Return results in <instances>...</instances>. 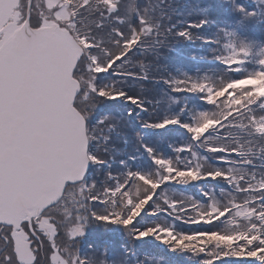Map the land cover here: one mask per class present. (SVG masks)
Here are the masks:
<instances>
[{
	"label": "snow or ice",
	"instance_id": "snow-or-ice-1",
	"mask_svg": "<svg viewBox=\"0 0 264 264\" xmlns=\"http://www.w3.org/2000/svg\"><path fill=\"white\" fill-rule=\"evenodd\" d=\"M166 2L167 0H156L153 4V0H113L115 7L111 8L103 0H98L95 6L93 0H88L87 3L84 0H71L67 5H64V0H59L55 7H49L48 0H19L16 11L20 18L16 21V26L24 25L27 21L20 31L12 27V17L0 15V264H61V261L63 264H128L127 255L110 259L107 252L98 248L82 253L85 233L93 224L120 226L133 247L134 242L152 238L164 244L170 252L177 251L174 245H168L149 232L147 223L139 226V221L146 219V216L158 215L154 202L161 186L131 223L125 224L124 221L132 214L135 203L125 204L120 197L133 187L134 181L129 177L134 170L123 167L116 172H105L99 180L90 179L91 165H103L107 160L114 159L113 156L105 159L109 148L115 147L110 144L113 134H122L127 129V122L123 117L107 115L95 123L92 118L97 106L104 100L123 99L140 111L148 112L147 104L151 101L146 102L141 95L136 94V87L137 82L149 79L151 68L137 64V61L151 60L153 49L163 39L172 38L171 34L187 41H193L195 37L202 44L214 47L215 33L220 30L222 14L249 15L255 19L257 7L264 12V0H254L255 6L252 8L247 7L244 0H182L177 6L168 4L165 8L163 6ZM133 5L134 10L130 11ZM62 7H66L71 13L66 23L56 19V14ZM86 14L93 19L98 18L94 25L96 33L91 28L87 32H81L80 22ZM46 20L55 21L68 36L84 39L89 45L74 66H71L70 56L66 57L64 65L65 77L68 67H71V76L79 83V88L71 99V107L79 113L86 129L87 163L80 179L64 181L59 198L48 203L38 216L33 217L30 214L32 205L43 195L39 187L41 182L51 179L58 185L65 174L57 170L49 177L46 170V161L56 153L60 141V132L54 118H44L38 98V73L46 36L37 34L35 30L40 29ZM106 21H111V26H106ZM258 23L264 25V20ZM55 39L65 44L68 41L63 34H58ZM133 40L135 43L128 47ZM108 45L111 48L104 51ZM68 47L71 48V45ZM112 48L117 51L112 52ZM93 58L96 64H101L103 71H94L96 65L93 64ZM243 63L245 61L238 57L236 64L226 63V67L238 71L239 64ZM100 74L108 75L106 83ZM168 83L171 84V81ZM140 91L143 92V89ZM173 92L188 93L186 89H173ZM199 95L208 104L207 94L201 92ZM256 106L264 109V98L258 100ZM63 107L64 119L71 123V114L66 110V97ZM128 115L131 116L132 112L129 111ZM228 119L231 120L232 117ZM226 124L227 121H222L217 128ZM169 125H179L186 130L191 126L185 125L179 117L174 118L171 124H166L161 119L143 121L141 126L151 129H161L163 126L165 129ZM210 130L213 129L206 131L202 137L207 139L206 134ZM93 142L95 150L90 149ZM141 146L146 152L152 153L149 146ZM100 151L105 153L104 157L97 154ZM215 153L219 157L225 151ZM229 154L236 155L235 152ZM123 163L121 161L122 165ZM122 175L127 180L126 183L121 180ZM252 175L255 176V173ZM257 179L264 181V176ZM117 189L119 193L114 195ZM205 196L207 198L208 194L205 193ZM256 203L264 206V196ZM122 208L124 211H119ZM229 215L231 213H226L225 217L213 222L207 230L211 231L216 223H223ZM117 216L120 217L119 220L116 219ZM40 217L48 219L55 229L53 234H48L41 228ZM12 218L19 219V230L27 236L28 248L31 250V256L27 260H22L17 253L13 233L18 229L8 222ZM254 222L261 228L260 240H264V224L259 220ZM259 247H264V244L258 240L249 246L248 251ZM195 254L193 251V255ZM201 255L208 257V249ZM261 255L264 256V253ZM56 256L60 260H54ZM225 258L252 260L256 264H264V260L250 256H218L208 260L207 264H218Z\"/></svg>",
	"mask_w": 264,
	"mask_h": 264
},
{
	"label": "trees",
	"instance_id": "trees-1",
	"mask_svg": "<svg viewBox=\"0 0 264 264\" xmlns=\"http://www.w3.org/2000/svg\"><path fill=\"white\" fill-rule=\"evenodd\" d=\"M56 1L57 3L59 2V0ZM70 2L71 0H64V5H67ZM87 2L88 0H84V3ZM97 2L98 0H93V6H95ZM155 2L156 0H153V4H155ZM181 2L182 0H167L166 4L163 7L167 8L168 4L177 6ZM103 3L107 4L111 8L115 7L113 0H103ZM244 3L249 8L255 6L254 0H244ZM239 7L240 6H237V8ZM64 9V13L62 15H59L57 18V20H61V23H66L69 15L71 14L66 7H64ZM131 10H134V5L130 9V11ZM158 13L159 9H157V14ZM260 17H263L261 19H264V14L261 11L257 13L255 19L260 21ZM96 19H93L91 16L86 14L84 20L80 22L82 25L80 29L81 32H87L89 28H91L92 32L96 33V29L94 27ZM245 21H247V25H255L253 22L254 19L250 18L249 15L228 16L227 14H222V23L220 25V30L215 33V37L219 38L224 35V37L228 39L227 31L233 28L235 24H238V26H242L239 24ZM164 23L166 25L167 21L165 20ZM105 24L106 26H111V21H106ZM171 37L172 38L163 39L161 44L157 45L153 49L151 60L141 59L140 61H137V64H144L146 66H150L151 68L149 79L147 81L137 82L136 87V94L141 95L146 102L151 101V103L147 104L148 112L139 111L136 106L129 104L123 99L104 100L97 106L92 118L93 123H95L96 120H99L100 118L107 115L123 117L127 122V129L124 133L113 134L110 144L114 145L115 147L114 149L110 147L107 157H105V159H107L108 157L113 156L114 159H118L115 162V165H117L121 161H123L124 163L123 165L118 166L110 165L109 168L105 167L101 170H98L96 166L92 165L89 169V172L91 174L90 179L99 180L107 171L116 172L122 170L123 167L128 168V163L133 164L134 172H138L141 175L145 176L151 181L152 184L154 183V179L156 178L153 176V172H163L162 169L165 166L170 167L171 165L176 169L178 168L180 170L182 169V171L189 172H193L195 170L202 175L204 174L203 172H205L206 169H214L210 166V164L212 163L210 162L209 164L206 159L204 160V162H202L201 155L204 156V154H201L197 150L194 143H190V139L187 136L186 132H184L183 127L175 125L173 127L165 129H163L162 126L161 129H151L141 126L143 121H157L161 119L167 121L168 118L176 117H179L184 124H200L201 122H203V120H205L206 117H208L207 114L197 111V109L195 108L196 101L191 93H187V95L185 94L183 97L177 95L175 92L173 93V95H171L167 90H165L167 86H164V84L160 80L173 81L172 86H178L181 82L183 83L182 85H184L181 87L187 90L186 83H188L189 80L198 82L205 80L208 81L209 84H211L210 87L213 88L214 85H219V83L224 82L225 79L234 77L232 73H229L225 69L222 70L221 68L207 69L201 66H192V69L191 65H188L189 57H191V55H201L203 57H209V51H211L212 49L200 48L197 50H191L196 49L191 41L180 40L175 37V34H171ZM138 38L139 37L137 36L136 39ZM194 39L196 38L193 37V40ZM77 40L82 44L84 52V49H86L89 45L85 42L84 39H79L77 37ZM134 43L135 40L129 43L128 47H132ZM188 46L191 47V49ZM258 46H264V44H258L255 47L258 48ZM109 48H111L110 45L105 46L104 51H108ZM111 51L115 52L117 51V49L112 48ZM244 52H246L247 56L246 58H244L245 63L242 67L243 71L247 73L251 70L250 63L253 64L256 61L255 59L247 60V58H249L250 56L253 57L254 54H256L257 56L259 54H257L256 51L251 52L247 49ZM210 54L212 55L213 51H211ZM101 59L103 60V56H101ZM93 64L96 65L94 71L99 72L104 70L101 64H96L95 58H93ZM96 67L99 68L96 69ZM178 71L183 72V75L180 76L181 78L178 74H176ZM100 76L105 83L109 79L107 74H100ZM204 77L208 78L209 80ZM115 78L116 77H112V79ZM141 88L143 89V92L140 91ZM160 103L162 105H160ZM224 110V112H226L227 108L225 107ZM129 111L132 112L131 116L128 115ZM161 113L163 114L161 115ZM221 114V112H216L214 116H220ZM231 117L232 119L222 127L221 133L227 134L228 132L234 139L226 141L222 139L218 133H216V142H219L220 145L224 144V146H245V150L249 143V145L251 144V146H254H252L250 152L257 151L259 149V144L257 140L253 138L252 129H250V127L246 123L249 120L248 115L236 114V117ZM162 130L164 133H167L164 139ZM142 144L149 146L152 149V153L150 154L146 152L145 149L141 146ZM90 149L95 150L94 142L92 145H90ZM246 151L248 152V150ZM100 153L104 152L100 151L97 154L99 155ZM130 157L131 159H133V163L129 161ZM165 158H168V165L159 161L162 159L165 161ZM197 167L203 168V171H200ZM253 173H255V176L252 175ZM230 175L232 177V188H234L232 191L224 189L221 184H217L216 187L211 183H205L199 184V186H197L196 184V186L194 185L192 187L191 184L185 179L175 178L174 180H170V183H168L166 186L162 185L161 183H158L157 185L155 184V186H147L134 181L133 187L129 189L128 192H124L120 197V199L124 203H126L125 198L127 197L128 203H135V205H140L141 201L143 200L144 206L147 200L151 199L152 195L156 194L157 189L161 186V189H158L159 194L157 195V198L154 202L155 211L158 213V215L153 217L146 216V219L139 221V226L142 227L145 223H147L149 232L154 233L159 240L168 242L170 246L174 245L177 248V251L173 253V255L171 254L172 252H170V255H168V248L166 246L164 247V244L152 238H148L142 242H134L133 247V244L130 242L129 237L126 236L124 230L120 226L95 224L91 225L88 231L85 233L84 242L86 243H83L82 245V253L89 251L88 248H98L101 251L104 249L105 252L113 250L116 256H120L123 255V248L128 247V249L130 250L129 253L131 254V260H129L128 254H124L128 257V264H154L157 263V261H160L162 264H168V262L172 263L171 261H174V264H202V262H205V264H207L209 257L214 259L217 258L218 254L220 253H228L225 247H222V245L214 242L213 237H208V239L201 240V248L203 249L202 253L205 251V249H208L209 256H199L201 253L197 249L195 251L193 248H190L188 246V244L192 241L187 242L184 239L179 238L178 235L186 232L187 228L186 225H183V223L179 220H174L173 218L170 219L168 202L173 203V201H176L175 203H181L182 205L185 203L190 204L187 206H196L195 208L197 209L194 208L193 211L202 210L206 212V208L213 207L214 211L216 212L218 208H226L227 213H231V215L227 216V218L228 220L231 219L230 222L232 224H219L218 229H220L221 232L225 233H231L238 230H243L246 234L250 235L255 233L257 234V238L254 239L251 244L247 245L244 252L248 254L245 255H250L255 252H264V248L261 247L254 248L253 250H251V252L248 251L249 246L253 245L254 242L259 240L260 243L264 244V240H260L261 232L258 230L254 231L256 227H253L254 229H250V225L247 223L249 221L251 222V224H253L255 220H259L263 224L264 218L257 217V219L254 215L250 216L247 213L240 214L234 211V209L231 207L233 203H239L241 204V206L244 204L249 205V200H247V198L251 196L253 197L254 193L253 191L246 190L244 187H246V184L252 185L254 181H261L257 179V177L264 176V171L260 175L259 171L256 168L250 169L247 167L246 169L237 172H232L230 170ZM240 175H243L245 177L240 178ZM122 177L123 175L121 176V179ZM246 179L248 181L245 184L244 181H246ZM206 190H211L212 192L207 193L208 196L205 200V197L203 196V194H201L200 191H203L205 193ZM257 207L262 208L259 203H257V205L251 206L252 209H255ZM163 209L167 210V212H163ZM139 210L131 216V219H129L130 221H128L126 224L131 223L132 219H134L135 215L138 214ZM119 211L123 212L124 209H119ZM172 211H174V209H172ZM253 217L254 220L252 219ZM155 227H159L160 229H171L172 237L175 239V241L178 242H172V237H170V235L157 236V232L154 230ZM110 235L115 240L118 239L117 242H112L113 249L109 246L107 248H104L106 244L105 240L107 238H110ZM196 244L197 243H195V247ZM180 249H187V251H181ZM193 251H195L196 254L190 255L189 253L193 254ZM227 256L230 257L234 255L232 254ZM218 264H256V262L245 259L225 258L222 261L218 262Z\"/></svg>",
	"mask_w": 264,
	"mask_h": 264
},
{
	"label": "rangeland",
	"instance_id": "rangeland-1",
	"mask_svg": "<svg viewBox=\"0 0 264 264\" xmlns=\"http://www.w3.org/2000/svg\"><path fill=\"white\" fill-rule=\"evenodd\" d=\"M19 0H0V15H3L6 14L7 12H11V17H12V27L15 28L16 27V21L18 20V14L19 12L16 11V7H17V4H18ZM3 12V14H2ZM260 12V8L257 9V13ZM60 13V12H59ZM58 18V17H56ZM263 18V17H260V19ZM59 21H61L60 19H58ZM259 20H256L254 19V24L255 25H247V21L243 22L244 24V28H241L239 30H237V33L240 35H238L239 37H236V39L234 38L233 39V42L234 44L232 45L233 48L229 49L228 47H226L225 45H223V49L224 51L226 52H229L227 54V57H231L232 60H235L237 59L238 57L241 59L242 56L240 55V49H244V50H251V45L253 44L252 40L255 39V38H259L261 40V37L264 38V26H262L261 24L258 23ZM55 21H48L46 20V22L43 24V25H52L54 24ZM249 38V39H248ZM247 39V40H246ZM194 43V46L197 48L199 46H202L204 44L200 43V42H193ZM197 43H200L199 45H197ZM251 43V45H250ZM258 45V44H257ZM256 45V46H257ZM189 47V46H188ZM191 49V47H189ZM239 49V50H238ZM191 50H197V49H191ZM261 55H256L254 54L253 58L256 60L255 61V65H254V68H253V75L255 76H258L259 73H260V70H259V67L261 68H264V64H262L261 62H264V46H261ZM243 56L246 57V52L243 53ZM202 56L200 55H191V57H189V62H188V65H191V68L193 69L192 66L194 67H203V68H217V62L213 61V59L211 61L207 60V61H196V60H199ZM250 58V57H249ZM248 58V59H249ZM202 60H205L204 58H202ZM252 60V59H251ZM228 61H231V60H228ZM194 64V65H193ZM236 64V63H235ZM196 70H199V69H196ZM176 74L180 76L183 75V72L182 71H178ZM181 78V77H180ZM254 79H256L255 77H252ZM261 78H263L264 80V75L261 76ZM160 80V79H159ZM245 80V81H244ZM242 81H244L245 83H248L250 82V77L248 79H244ZM164 86H167V88H165V90H167L169 92V94L173 95V86H172V82L171 81V84L168 83V81L166 80H160ZM159 81V82H160ZM241 81V82H242ZM240 82V81H239ZM240 82V83H241ZM264 85V84H263ZM248 87H250L249 85L248 86H244V87H239V88H244V89H248ZM223 87H221L220 89L218 90H213V92L209 91V88L207 89V91L205 92L204 91V88L202 87H194L192 91L190 92H193L195 94H191L195 99L196 101V105L198 104V107L199 108H203L205 106L204 103H202V101H204L203 99H201V96L199 95V93L201 92H205L206 94L208 92H211L213 93V95H210V94H207L206 95V99H213V100H217V99H220L221 102L222 101H228V100H231L232 98L235 97L234 94H232L230 92V90H227V89H223ZM181 89H185L181 86H178V88L176 89L177 91L181 90ZM238 89V88H237ZM201 90V91H200ZM234 92L236 90L232 89ZM189 92V93H190ZM177 95H180L181 97H183L185 94L187 95V93H176ZM216 95H220V98ZM201 99V100H199ZM249 100H251V98H249ZM257 102V101H256ZM255 102V103H256ZM230 103V102H228ZM160 105H162L160 103ZM253 106L250 105V109H252ZM136 111V110H135ZM140 111V110H139ZM249 113V111H246ZM246 112L243 113V115H246ZM226 113H229V110L227 108L226 110ZM225 113V114H226ZM163 113H161L162 115ZM229 115H233V113H230ZM229 115L226 116V119H228ZM216 119H222L223 121H226V119H223V117L221 118H216ZM174 120V119H173ZM172 118H168L167 121H165L166 124H171L173 122ZM220 121V120H218ZM222 122V121H221ZM221 122H214V123H210V124H206V125H203V126H198L196 124H193L191 123L188 127V129H184V132H186L187 136L189 137L190 139V143H194L197 148V150L201 153L204 154V156L201 155V158H202V162H204V160L210 155L209 152L212 151V150H215L217 148H219L220 146L218 145L219 142H216L217 140L215 139V134L216 133H220L222 130H220V128H217V125H219V123ZM175 125H169L167 128L169 127H173ZM163 127V126H162ZM209 129H213V130H210L209 133H207L206 135L208 136L207 139H205L203 136V134L208 131ZM162 133H163V139L166 137L167 133H164L163 130H162ZM220 136V135H219ZM195 137V139H194ZM200 137H202L200 139ZM222 139L224 140H227V138H230V139H233V137H222L220 136ZM254 139H256L257 137H254ZM205 139V140H204ZM253 146V145H252ZM251 144L249 145L248 143V146L246 147V150H248V152H250L251 148H252ZM254 147V146H253ZM220 150H223L225 151L224 154H221L219 157L218 155L216 154L214 156V158H212V160H215V161H212V162H216V163H213V164H210L208 158H207V162L210 164L211 167H213L214 169L211 170V173L208 174V173H204L203 175L200 174L199 172L197 171H193V172H189V171H182V169H176L174 167H172L170 165V167H163V172L162 171H157V172H153V176L156 177L154 179V183L157 185L158 183H161L162 185L166 186L168 183H170L169 181L170 180H174L175 178H178V179H185L187 182H189L191 184V186H199V184H205V183H211L212 185H215L217 187V184H221L223 186L224 189H227L228 191L231 190L230 188V182H231V177H230V170L232 172H237V171H240V170H244L246 169L247 167L248 168H256L260 175L263 173L264 171V166H263V163L261 162V160L259 159V157L257 156V153H253L252 151L250 153L246 155H243V154H239V155H236V156H231V154L229 153H233V152H228L230 150V148H224L222 147ZM218 150V151H220ZM236 153V152H235ZM240 153V152H239ZM237 154V153H236ZM100 156L104 157V153H100L99 154ZM198 155V154H197ZM200 155V154H199ZM167 159L168 158H165V164H167ZM118 159H113V160H107V162L103 165H94L96 166V168L98 170H101L103 168H109L110 165H114V166H118V165H122L121 162L120 163H116L117 165H115V162L117 161ZM129 161L131 163H133L132 160L129 159ZM248 162V163H246ZM168 165V164H167ZM128 168H131V169H134L133 168V164H129L128 163ZM198 168V167H197ZM200 171H203V168H198ZM161 172V174H160ZM134 171L133 173L130 175L129 178L132 177V175H134ZM205 177H208L210 178L209 180H206L204 182L203 179H205ZM168 180H167V179ZM199 178L201 179L200 182L199 181ZM248 180L246 179L245 184ZM167 182V183H166ZM260 185V182L259 181H254V183L252 185H245L246 188H252V191L254 193L253 197H249L247 198V200H249V205H242L241 208L239 209L235 203H233L231 205V207L234 209V211L242 214V213H246V211H248L249 215L250 216H261V214H258V213H263V210L262 208H255V209H252L251 206L253 205H257L256 201H258L259 199H257L256 197L260 194V192H258V190H256V187H258ZM197 189V188H196ZM251 191V190H250ZM201 194H203V196L205 197V200L207 199L206 196H205V193H210L212 192L211 190H206L205 193L203 191H200ZM125 201L126 203L125 204H129L128 203V199L127 197L125 198ZM176 201H173L172 202H168L169 203V214H170V219H174V220H179L180 222L183 223V225H186V232L184 233H181L178 235L179 238L181 239H184L185 241H192L188 244V246L190 248H193L195 251L196 249L202 253V248H201V244H202V239H208L213 237V240L215 243L219 244V245H222V247H225L226 250H227V254L226 253H220L218 254V256H227V255H238V256H250V257H257L261 260H264V256L261 255V253H264V252H255L253 254H250V255H245V254H248L246 252H244V250L246 249L247 245L248 244H251L254 239L257 238V234H246L243 230L240 231H234V232H231V233H225V232H221L220 229H218V226L219 224H222V225H227L229 223L232 224L230 222V220L225 219V221L223 223H216V226L214 228H212L211 231H208V227L211 226L213 224V222H218L221 220L222 217H225L226 213H227V209L226 208H222L221 210H218V212L214 211L213 207H210L209 210H206L205 211H202V210H195L193 211V209L196 207L194 206H190V210L188 211L189 215L188 216H185V211L182 212V209L183 207H188L187 205H190V204H181V203H175ZM143 208V200L141 201L140 205H135L134 209L132 210V214L128 216L127 220L124 221V223L126 224L128 221H130L129 219H131V216L136 213L139 209ZM174 209V211H172V209ZM197 209V208H195ZM246 211H245V210ZM257 209H260V211H257ZM191 211V212H190ZM117 220L120 219L119 216L116 217ZM249 220V218H248ZM249 225H250V229H254L256 227L255 224H251V222H247ZM254 227V228H253ZM157 230V229H155ZM255 230H258L257 227L254 229ZM260 232H261V229H260ZM162 231L161 230H158L157 231V236H164V235H170V237H172V234H171V231H167V233H163L161 234ZM106 244H105V247L104 248H107L108 246L110 248L113 249L112 247V242H117V240H115L111 235H110V238H107L106 240ZM172 242L174 243H177L178 241H175V239L172 237ZM168 244V242H166ZM195 243L196 244V247H195ZM169 245V244H168ZM117 247V246H115ZM114 247V248H115ZM165 247V245H164ZM261 248H264V247H261ZM89 250H91L92 248H88ZM168 250V249H167ZM264 250V249H263ZM104 251V249L102 250ZM123 255L124 254H128L129 255V260H131V254L129 253V249L128 247L126 248H123ZM218 252V251H217ZM251 252V251H250ZM249 252V253H250ZM167 253L170 254V251H167ZM173 255V252L171 253ZM190 255H193L191 253H189ZM107 255L108 257L111 259V258H114V257H117L113 250L107 252ZM199 256H203V255H199ZM209 260L210 259H213L211 257L208 258ZM54 260H60V258L58 256L54 257ZM173 264H174V261H171ZM61 264L62 261H61Z\"/></svg>",
	"mask_w": 264,
	"mask_h": 264
},
{
	"label": "water",
	"instance_id": "water-1",
	"mask_svg": "<svg viewBox=\"0 0 264 264\" xmlns=\"http://www.w3.org/2000/svg\"><path fill=\"white\" fill-rule=\"evenodd\" d=\"M21 25L16 31H20L25 25ZM37 34H44L46 39L42 45L41 67L38 73V98L41 101V112L45 119L54 118L60 132V141L56 153L46 161L47 173L51 177L57 170L65 173L57 185L51 179H46L40 184L42 197L32 205V213H39L48 203L56 200L61 195L64 181L77 180L83 174L86 166V144L87 138L83 122L79 113L71 107V99L78 90L79 84L71 76V67L67 69V76L64 75V65L66 57H71V66L75 65L79 59L81 48L66 31L58 27H41L35 30ZM58 34H63L68 38L67 44L55 39ZM71 45V48L68 47ZM67 98V111L71 114V123L64 119L65 109L63 100ZM20 219H23L21 217ZM16 229L19 228V219H9ZM17 236V253L22 260H27L30 256L28 242L25 236L15 231Z\"/></svg>",
	"mask_w": 264,
	"mask_h": 264
}]
</instances>
